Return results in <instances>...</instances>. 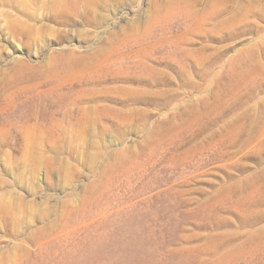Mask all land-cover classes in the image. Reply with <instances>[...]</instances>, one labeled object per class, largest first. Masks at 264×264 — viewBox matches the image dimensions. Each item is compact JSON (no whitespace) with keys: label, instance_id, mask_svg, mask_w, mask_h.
<instances>
[{"label":"rangeland","instance_id":"obj_1","mask_svg":"<svg viewBox=\"0 0 264 264\" xmlns=\"http://www.w3.org/2000/svg\"><path fill=\"white\" fill-rule=\"evenodd\" d=\"M250 222L264 0H0V264H231Z\"/></svg>","mask_w":264,"mask_h":264},{"label":"bare ground","instance_id":"obj_2","mask_svg":"<svg viewBox=\"0 0 264 264\" xmlns=\"http://www.w3.org/2000/svg\"><path fill=\"white\" fill-rule=\"evenodd\" d=\"M248 224L249 232L247 239H245L246 243H244L246 251L243 260L236 256L230 261L231 264H264V222H250Z\"/></svg>","mask_w":264,"mask_h":264}]
</instances>
